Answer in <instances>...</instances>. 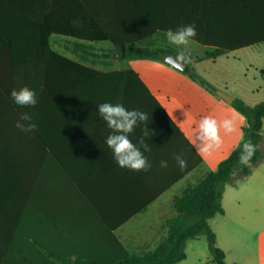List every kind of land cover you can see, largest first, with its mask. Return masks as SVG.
Here are the masks:
<instances>
[{"label":"trees","instance_id":"16d2710c","mask_svg":"<svg viewBox=\"0 0 264 264\" xmlns=\"http://www.w3.org/2000/svg\"><path fill=\"white\" fill-rule=\"evenodd\" d=\"M23 8L22 16L37 19L40 40L32 44L33 58L13 57V27L5 30V57L0 59V264H109L110 262H33L38 240L30 234L29 187L20 185L16 175L14 149L29 146L30 139L45 133L51 121L70 111H97L98 103L122 104L129 110L148 114L147 124L168 123L179 129L155 96L133 69L101 72L63 57L53 51L48 37L52 34L86 43H110L111 53L119 59L150 58L164 61L167 55L178 52L160 43L167 30L194 24L196 44L209 48L206 58L264 44V0H0ZM32 8L33 11L27 9ZM48 19L49 24L46 25ZM187 56V55H186ZM111 57V55H107ZM188 58V57H187ZM191 66L189 74L199 79ZM264 74V69L262 71ZM203 84L204 81L201 80ZM27 86L37 94L38 103L32 108L17 106L10 97L13 89ZM90 103L91 105H84ZM93 103V104H92ZM94 103H96L94 105ZM232 106L247 119L243 140L216 171L208 172L195 186L174 201L178 217L169 219V235L154 252L132 256L125 252L126 262L112 264H177L186 260L190 240L206 235L214 254L215 264H228L225 252L216 245L217 237L210 220L225 213L224 187L232 184L235 173L240 179L249 177L264 161L260 148L264 123V102L249 106L235 99ZM24 112L33 114L38 129L24 133L15 127ZM144 124H139L135 131ZM197 156L192 167L202 164V157L183 136ZM256 145V152L247 166L239 163L242 145ZM26 198L27 203L22 199ZM34 243V244H33ZM35 248L33 249L32 248ZM37 248V249H36Z\"/></svg>","mask_w":264,"mask_h":264},{"label":"crops","instance_id":"0c3cea01","mask_svg":"<svg viewBox=\"0 0 264 264\" xmlns=\"http://www.w3.org/2000/svg\"><path fill=\"white\" fill-rule=\"evenodd\" d=\"M13 7L5 1L0 2V59L8 55L5 50L8 41L5 30L8 26L17 30L12 37L15 45L10 55L36 57L32 44L40 40L36 31L38 21L33 20L31 14L20 15L23 8ZM27 9L33 11L31 6ZM48 42L51 49L63 57L101 72L127 69L136 71L180 134L168 123L148 124V128L155 133L145 137L151 150L144 152V155L151 163V168L141 172H132L116 164L111 149L105 143L111 130L97 111L92 114L87 109L77 110V113L71 110L52 120L45 133L46 142L40 136L33 135L29 146L14 149L16 175L20 185L29 187L30 234L33 239L45 245L46 250L40 245L36 247L49 258L37 254L33 262L112 264L126 262L125 252L132 256H143L156 251L169 235L167 221L179 215L174 201L208 173L198 175L205 164V155L197 151L196 131L182 119L168 98L163 99L160 84L156 82L149 64L130 67L128 61L131 58L122 60L115 53L113 57H107L113 48L110 43H86L55 34L48 37ZM187 57L193 67L196 63L189 55ZM153 60L155 64L150 65L155 68L166 67V73L179 75L177 70L163 61ZM228 94L243 100L234 92ZM224 103V110L239 119L232 104ZM1 107L4 108V104L0 102V110ZM144 126L129 135L133 143L138 142ZM245 127L240 125V133L231 138L217 166L242 142L241 133ZM183 136L202 157L201 165L192 167L193 162H197V156L183 140ZM177 154H182L187 161L183 169L174 159ZM162 160L167 161L166 168L160 166ZM254 175L252 173L248 178L251 184L247 199L253 202L249 203L254 208H258L262 202L260 194L264 191V177L253 178ZM226 197L225 190L222 200L225 213L222 216L227 213ZM24 200L27 203L26 198L22 199V203ZM193 240L187 243L186 251ZM259 255L260 262L248 264H264V230L260 233ZM183 263L186 262L177 264Z\"/></svg>","mask_w":264,"mask_h":264},{"label":"rangeland","instance_id":"374dc122","mask_svg":"<svg viewBox=\"0 0 264 264\" xmlns=\"http://www.w3.org/2000/svg\"><path fill=\"white\" fill-rule=\"evenodd\" d=\"M160 45L176 52L184 50L186 55H189L196 63L193 68L199 79H193L189 73L183 71H177L179 74L177 76L166 73V67L160 65L161 67L155 68L150 65L156 62L153 59L131 58L128 61L130 67L149 64V68L156 77V82L160 84L163 99L168 98L171 101L177 113L194 131L197 130L199 121L209 115L217 121L232 119L237 127V131L233 133H225L221 128L223 143L219 148L204 154L205 164L199 170L198 175H202V172L216 171L217 162L223 156L229 141L236 133H240V125L245 127L246 124L243 114L234 111L239 118L235 119L224 110L223 105L226 100L219 95V92L226 94L234 92L249 106L264 102V74L262 73L264 45H257L235 53H226L215 59L206 58L210 49L196 43L183 49L170 44L164 37ZM110 55L113 57L114 54ZM262 130H264V125ZM260 148L264 152V135H262ZM253 173L255 174L253 178L264 177V161L254 169ZM249 177L240 179L238 173L234 174L232 184L224 187L227 193L226 215H217L210 221L217 237L216 245L225 252L228 264H248L261 260L259 248L260 233L264 230V191L260 194L261 204L258 208H254V205L249 203L253 202L247 199L248 187L251 184ZM253 178L251 180H254ZM186 252L188 256L185 261H182L186 262L183 264H215L214 254L206 235H201L191 241Z\"/></svg>","mask_w":264,"mask_h":264},{"label":"clouds","instance_id":"9594fccd","mask_svg":"<svg viewBox=\"0 0 264 264\" xmlns=\"http://www.w3.org/2000/svg\"><path fill=\"white\" fill-rule=\"evenodd\" d=\"M167 41L177 46L178 48L187 49L195 42L194 38L197 35L194 24L181 26L175 31L167 30L165 33ZM188 58L186 52L181 50L175 57H166L164 64L169 65L177 71H184V67ZM159 66V65H158ZM13 102L21 108H32L38 103L37 94L34 90L27 86L20 89H13L10 93ZM97 112L107 127L111 130L106 137L105 143L111 149L113 158L120 168L128 169L132 172L147 171L151 168V163L144 155L151 149L145 142V137H151L155 133L148 128L147 121L149 116L147 113L132 109L129 110L122 104H112L109 102L97 104ZM139 124H144L142 135L138 138L137 143L129 138ZM15 127L24 133H34L38 129V125L34 120L33 114L24 112L17 120ZM221 128L225 133H233L237 131V127L232 119H224L217 121L213 116H204L198 123L195 132V139L198 142L197 151L201 154L210 153L212 150L219 148L223 139L221 137ZM264 135V130L261 131ZM243 134L241 133V137ZM143 149V151H141ZM256 152V145L250 140L242 145L239 156V163L247 166ZM178 166L183 169L187 166V161L182 154L174 156ZM160 166L166 168L167 161H161Z\"/></svg>","mask_w":264,"mask_h":264},{"label":"water","instance_id":"95a60500","mask_svg":"<svg viewBox=\"0 0 264 264\" xmlns=\"http://www.w3.org/2000/svg\"><path fill=\"white\" fill-rule=\"evenodd\" d=\"M170 56H171V57H174V56H172V55H167L166 57H170ZM166 57H165V58H166ZM190 70H191V66L185 64V67H184V71H183V72L189 73ZM219 95H220L223 99H225L226 102H228L229 104H232V103L234 102V100H235V98H234L233 96L228 95V94H226V93H224V92H219Z\"/></svg>","mask_w":264,"mask_h":264}]
</instances>
